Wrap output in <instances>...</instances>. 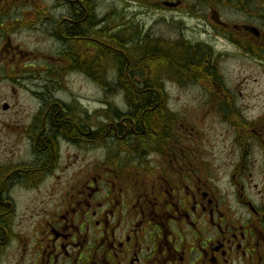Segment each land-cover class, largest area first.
Here are the masks:
<instances>
[{
	"label": "flooded vegetation",
	"instance_id": "flooded-vegetation-1",
	"mask_svg": "<svg viewBox=\"0 0 264 264\" xmlns=\"http://www.w3.org/2000/svg\"><path fill=\"white\" fill-rule=\"evenodd\" d=\"M112 2L123 3V14L132 7L194 24L165 39L166 60L171 62L172 55L185 60L160 77L178 89H196L202 122L216 119L232 132L225 129L216 142L203 140L190 152L178 139L172 144L170 121L156 134L129 106L121 118L104 123L100 139L106 156L123 158L120 165L112 168L106 158L99 168L79 166L61 180L68 168L61 167L62 145L67 151L98 143L92 137L95 128L61 121L58 113L34 116L23 126V142L0 138V217L9 219L11 231L15 193L36 194L30 201L29 246L12 250L22 264H264V106L251 115L250 93L242 92L244 80L264 77V0ZM100 3L0 0V79L35 77L27 70L34 69L26 65L30 59L48 60L57 69L62 64L64 73L88 78L75 69L77 58L97 57L113 43L122 54L140 46L145 29L133 24L131 36L123 14L113 18L98 12ZM88 27L91 32L78 34ZM29 32L56 43L55 53L32 56ZM227 60L241 63L239 84L222 71ZM47 76L49 82L54 78ZM138 92L168 95L164 83ZM66 158L72 160L69 165L76 162ZM2 240L0 256L17 235Z\"/></svg>",
	"mask_w": 264,
	"mask_h": 264
},
{
	"label": "rangeland",
	"instance_id": "rangeland-1",
	"mask_svg": "<svg viewBox=\"0 0 264 264\" xmlns=\"http://www.w3.org/2000/svg\"><path fill=\"white\" fill-rule=\"evenodd\" d=\"M50 2L51 0H45L46 6ZM123 7V3L102 0L98 10L101 13H108L110 17L114 18ZM135 10L137 11L136 8ZM127 12L131 23H133V20L137 18L136 12L133 11V8H129ZM142 22L145 25V29L149 32L150 39L161 37L162 40L168 38L177 30L185 28V26H194L189 20L177 21L174 19V21H171L169 17H163L159 14L145 15L142 18ZM27 34L29 36L28 47L32 56L41 51L49 54L55 53L57 46L51 39L44 38V40H41V36L37 32H29ZM126 36L128 35L126 34ZM109 58L110 56H102V61L108 60ZM26 65L35 66L33 70L27 69L35 77L29 76L28 78L13 80L0 79V107L3 103L11 106L10 112H3L0 108V138L2 136H8L5 140L7 142H14L16 140L23 142V126L29 124L41 105H43V98L39 93L45 91V86L49 84L53 91L51 97L58 99L68 107H72L78 117L88 119V123L91 126L102 122L104 124L107 119L111 120L108 115L115 108L119 107L114 110L117 113H120L119 110L126 111L129 109L130 105L125 102L123 93L115 90L113 79L107 80L106 85L108 86V90H105L83 74L67 73L66 75L63 74L60 76L62 79L61 84L59 86H53L54 88H52L51 85L53 84L48 81L45 67L57 66L58 64L54 65L48 62V60L43 62L38 59H30ZM159 69H157V72ZM240 69L241 63L235 62L234 60H227L223 64L222 71L227 72V75L233 77L234 81L239 84L241 80L236 77L239 76L238 72H240ZM165 86L168 92V106L178 119L176 128L178 135L172 133L174 138L172 139V144L177 141L175 139H178L180 146L191 152L202 147L204 144L203 140L208 144L216 142L220 134L225 132V129H228L227 134H231L232 129L226 126L224 127L216 119L210 122V119L206 118L202 122L199 109L200 96L196 89H178V85L173 84L171 81L166 82ZM242 87L245 88L242 91L244 94L250 93L248 95V101L250 103L249 113L255 115L264 106V77L259 75L257 78L252 77L246 79ZM46 89L48 90V88ZM105 114H107V119ZM182 135H185V138L179 140V137ZM225 137H228V135L225 134ZM3 142L0 141V148ZM61 150L62 170L68 167L67 170L62 171L60 174L61 180H65L70 175L68 173L70 171H76L79 166L82 168L83 165L89 166L91 164L94 167L93 169L99 168L105 163L107 158L110 167L114 168V166L118 167L120 165V161H123L122 157L116 159L113 156H106V148L97 142L89 144L83 150L75 146H69L67 147V151H65L64 145H62ZM14 151L16 152V150ZM67 155L76 159L73 165H69L72 160L66 158ZM69 167L72 168L70 169ZM34 195L36 194L32 191H19L14 195L17 204L13 220V232L17 235V240L13 242L14 246L12 243L4 250L0 256V264H22V259H19L20 257L12 249L16 247L26 248L29 246L28 235L33 222V218L31 217L33 207L30 205V201Z\"/></svg>",
	"mask_w": 264,
	"mask_h": 264
},
{
	"label": "trees",
	"instance_id": "trees-1",
	"mask_svg": "<svg viewBox=\"0 0 264 264\" xmlns=\"http://www.w3.org/2000/svg\"><path fill=\"white\" fill-rule=\"evenodd\" d=\"M122 21H124L125 26L129 24L128 21ZM133 29L134 26H129L125 30L126 33L131 32L132 36ZM80 32L81 31H78V34H80ZM140 36V46L133 47V50H131V48L126 49L125 54L118 52L117 50L119 48L116 47L117 43H113L109 45L110 47H102L104 48V50L112 54V56L108 60L102 61V56H106L105 51L102 50L101 55H98L97 57L86 59L77 58L76 63H74V67L76 70L84 72L92 80L101 85L105 90H108V86L106 85L107 80L113 79L115 90L123 93L125 102L128 103L131 107L137 109V112H135V114L138 117L140 116L138 118L139 120L145 121L148 129H150L152 119L158 126V124L160 125L158 121L165 119V117L167 118L168 122H171L170 126H172V128L174 129L177 125V119L164 107L165 94H163L162 92L160 94L153 93V95H143L138 92V89L144 87H162V78L159 76L156 78L155 74L157 69L160 68L159 66H162L163 64H165V61H167L165 44H162L159 39H150L148 35L141 34ZM135 39L137 38L135 37ZM107 43H111V41ZM118 47H120V44L118 45ZM65 68H68V65H66ZM64 70L65 69H63V67L59 70L57 68H54L51 71V75H53V73L59 75L60 72H65ZM113 72H116V75H114ZM57 80H59L58 77L54 76L51 82L55 83V85H59ZM51 86L52 88H54L53 85ZM46 88H48V90ZM52 92L53 91L49 84L48 86H45V91L39 93V95L43 98V107L42 109H40L38 116L44 113H58L57 118H59V120L61 121L71 119L75 121L78 126H82L83 128H86V125H89L88 119L79 118L72 107H68L58 99L52 98ZM138 105H142V107L137 108ZM114 110L110 111L111 114L108 115L111 120L121 118V114L123 113L120 110V113L114 112ZM136 115H131V117L134 118L136 117ZM105 116L107 119V114H105ZM101 125L102 123L95 125L96 130L92 133L93 140L101 139ZM60 132L65 135L63 128ZM11 233V222L9 221V219H5L1 216L0 251L3 248V244H1V242L3 241L2 239L5 237V235L11 236Z\"/></svg>",
	"mask_w": 264,
	"mask_h": 264
},
{
	"label": "bare ground",
	"instance_id": "bare-ground-1",
	"mask_svg": "<svg viewBox=\"0 0 264 264\" xmlns=\"http://www.w3.org/2000/svg\"><path fill=\"white\" fill-rule=\"evenodd\" d=\"M135 25H136L135 28L143 29V26L141 23H136ZM91 31L92 30H90V27H88V28L82 29L81 33H82V35H86ZM171 60H172L171 62L165 61V64H163L162 66H159L160 69L158 70V72L156 71L157 72L155 75L156 78L158 76L160 77L161 75L168 74L169 70L174 69L177 71L179 69V67L181 66L182 62L185 60V58H183L181 55H179V56L172 55ZM189 66H191V63L189 64ZM138 106H137V108H138ZM158 123H160V125L158 124V126H157V124H155V121H153V119H152L151 124H150L151 125L150 129L153 130L156 134L159 133L161 129L164 131L165 128L168 127V125H169V122H168L166 117H165V119H163L161 121L159 120Z\"/></svg>",
	"mask_w": 264,
	"mask_h": 264
},
{
	"label": "water",
	"instance_id": "water-1",
	"mask_svg": "<svg viewBox=\"0 0 264 264\" xmlns=\"http://www.w3.org/2000/svg\"><path fill=\"white\" fill-rule=\"evenodd\" d=\"M4 108H7V106L5 105Z\"/></svg>",
	"mask_w": 264,
	"mask_h": 264
}]
</instances>
